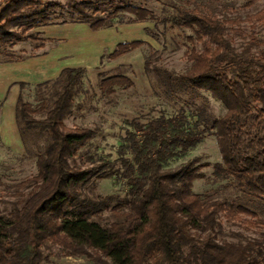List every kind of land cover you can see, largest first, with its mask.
<instances>
[{"label":"trees","instance_id":"trees-1","mask_svg":"<svg viewBox=\"0 0 264 264\" xmlns=\"http://www.w3.org/2000/svg\"><path fill=\"white\" fill-rule=\"evenodd\" d=\"M155 1L165 4L163 13L133 0H67L68 21L99 30L129 13L132 22L190 29L189 69L168 68L160 50L152 48L144 70L156 95L182 100L192 109L181 105L174 114L126 119L129 128L112 157L85 153L96 126L65 122L76 106L84 67H65L40 82L38 107L18 97L20 132L41 130L49 138L35 152L37 173L6 188L14 206L0 210V264L51 263L46 250L53 247L93 264H264V39L255 30L264 25V7L231 17L228 12L237 9L222 0ZM256 2L247 0L242 7ZM60 5L0 0V61L25 58L8 49L19 41L45 47L48 38L32 30L53 23ZM146 43L118 42L107 57L118 59ZM114 84L132 81L114 74L101 79L99 87L112 91ZM203 90L225 104L222 115L192 101ZM210 134L221 152L213 178L240 192L247 205L216 191L194 192V182L205 176L202 165H194L196 158L173 164ZM109 177L125 180L127 191L97 193V180ZM222 216L256 234L226 239Z\"/></svg>","mask_w":264,"mask_h":264},{"label":"rangeland","instance_id":"rangeland-1","mask_svg":"<svg viewBox=\"0 0 264 264\" xmlns=\"http://www.w3.org/2000/svg\"><path fill=\"white\" fill-rule=\"evenodd\" d=\"M41 1L44 4H61L53 14V23L31 29L48 38L45 47L35 48V43L30 40L19 41L8 49L17 54H25V58L21 61H0V193L4 194L0 201L2 212L14 206V197L5 193L6 188L37 173L35 152L46 144L49 138L47 133L41 130H27L24 134L20 132L15 112L18 97L21 96L33 107H38V84L55 78L63 67L85 68L76 96V106L65 122L69 126L79 124L98 128L97 135L85 148V153L88 154L110 153L112 157H116L118 146L129 128L126 119L134 116L145 119L161 112L174 114L179 106L184 105L182 100L171 101L154 93L150 79L145 73L144 63L150 49L156 48L160 50L163 64L176 72H185L191 66V61L185 54L191 45L187 38L193 34L190 29L162 25L155 27L154 22L149 20L132 22L129 21L131 15L127 13L111 27L92 30L87 23L68 21L71 13L67 0ZM133 1L147 5L159 13L164 12L165 4L162 2ZM222 1L232 3L237 9L228 12L231 17H244L264 7V0H257L248 8L242 7L247 0ZM247 26V31L250 32L251 27ZM147 28H150L151 32H148ZM255 30L257 36L264 39V25L256 26ZM133 39H144L147 43L118 59L111 60L107 57L118 42ZM261 46L264 47V42ZM114 74L128 76L132 85L114 84L112 91L101 90V79ZM192 101L197 105L203 104L217 116L226 111L225 104L208 91H200L198 97ZM184 106L192 109L188 104ZM188 158H196L194 165H202V171L205 173L204 177L194 182V192L204 194L216 191L215 194L220 197L247 205L240 192L225 186L224 180L213 178V164L221 160V152L214 134L206 136L196 147L189 150L185 158L173 164ZM126 191L127 185L123 179L109 177L96 182V192L101 195H123ZM261 216L264 217L263 214ZM223 224L224 237L229 240H245L256 234L254 230L247 229L233 219L226 220L223 217ZM46 253H52V262L46 264H93L85 257L62 255L58 247L46 250Z\"/></svg>","mask_w":264,"mask_h":264},{"label":"crops","instance_id":"crops-1","mask_svg":"<svg viewBox=\"0 0 264 264\" xmlns=\"http://www.w3.org/2000/svg\"><path fill=\"white\" fill-rule=\"evenodd\" d=\"M49 37H50V36H49ZM51 38H53V36H52ZM49 39H50V38H49ZM133 40H134V39H133ZM125 41H126V40H125ZM120 42H121V41H120ZM115 46H116V45H115ZM114 48H115V47H114ZM19 61H21V60H19ZM67 67H69V66H67ZM82 67H84V66H82ZM63 68H65V67H63ZM63 68H62V69H63Z\"/></svg>","mask_w":264,"mask_h":264}]
</instances>
